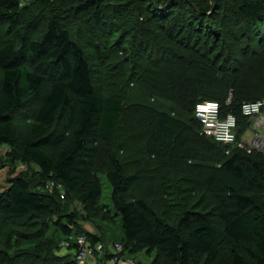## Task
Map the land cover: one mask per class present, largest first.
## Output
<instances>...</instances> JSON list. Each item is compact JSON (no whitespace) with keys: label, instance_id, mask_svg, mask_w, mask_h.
Masks as SVG:
<instances>
[{"label":"trees","instance_id":"1","mask_svg":"<svg viewBox=\"0 0 264 264\" xmlns=\"http://www.w3.org/2000/svg\"><path fill=\"white\" fill-rule=\"evenodd\" d=\"M109 1L32 0L20 5L19 0H0V25L8 26L0 33V145L18 146L20 150L19 166L11 173L9 185L0 191V218L56 213L59 217L47 220L53 228L49 238L55 246L79 235L91 244L107 246L105 235L122 245L120 255L125 259L137 261L141 252H156L151 264H264V153L237 145L241 129L249 124L241 113L242 103L264 99V0H118L122 3L113 2L109 9L120 20L131 17L135 5L138 10L133 24L116 25L104 19V4ZM179 2L186 4L197 29L186 12L181 8L175 11ZM35 3L39 14L31 9ZM230 11L246 23L249 32L253 28L255 36L248 38L246 34L240 39L241 28L236 22L225 30L223 15ZM38 17L44 20L40 38L31 30ZM70 17L85 25L95 59L101 64L114 61L104 65L107 71L101 82L109 72L118 84L116 93L94 87L88 56L72 35L75 25H71ZM169 23V32L161 33L159 29ZM175 28V37L180 38L175 41L176 48L172 40ZM119 30L124 32L116 36ZM193 31L212 38L210 47H186ZM128 33L132 38L124 41ZM228 34L234 37V44L229 41L228 48L223 45L217 51L215 40L226 43ZM95 37L98 40L93 41ZM112 37L114 48L107 49ZM153 38L163 51L156 50L155 59L150 61L149 55L146 64L137 66L140 74L137 71L130 77L139 75L141 84L129 88L125 83L127 58L117 56L125 48L119 47L127 43L128 48L138 45V52L152 50L156 48ZM144 41L153 42L152 47L143 45ZM199 42L195 38L192 46ZM242 43L245 49L239 51ZM166 51L174 55L172 59L164 57ZM220 57L223 60L217 65ZM45 80L49 83L42 94ZM229 95L230 102L226 103ZM34 99L37 104L31 122L19 130L14 122L19 110L15 111ZM203 100H219L222 117L239 109L237 123L241 129L236 132L235 143L224 145L200 134L194 106ZM126 107L132 111L131 124L119 134L117 128ZM139 127L142 130L138 131ZM116 135L115 147L122 155L108 151V166L101 172L111 186L112 212L108 213L99 206L102 183L96 161L100 142H110ZM137 135L143 136L141 144L135 142ZM230 146L234 149L226 152ZM144 160L147 166L163 168L193 162L192 167L200 170V190L194 186L197 178L187 176L194 195L182 196L179 188L165 194L160 184L156 188L158 199L150 204L148 193L134 192L135 185L145 178L140 163ZM32 164L37 169L32 171V178L61 184L64 197L74 193L85 209L96 213L92 216L100 222V234L81 227L78 220L86 218L76 211L60 214L56 204L55 212H51L46 194L37 192L26 179ZM18 167L22 168L17 171ZM53 190L48 197L59 200V190ZM115 218L121 229L117 240L105 233ZM81 229L86 233L81 234ZM68 249L76 250L74 239L69 240ZM108 250L104 261L110 257ZM11 262L12 256L5 252L0 264ZM63 264L79 263L73 256Z\"/></svg>","mask_w":264,"mask_h":264},{"label":"rangeland","instance_id":"2","mask_svg":"<svg viewBox=\"0 0 264 264\" xmlns=\"http://www.w3.org/2000/svg\"><path fill=\"white\" fill-rule=\"evenodd\" d=\"M32 0H28L27 2H30ZM25 2V3H27ZM113 2H120L118 0H111L107 3L104 4V7L106 8L105 10V21L106 22H112L113 25L116 24H120V23H124V22H128L129 24H133L136 19H137V10H138V5H135V9L131 10L132 16L130 17V15H126L127 17H122L124 19H119L120 17L117 16H113L110 13V9H109V4H113ZM24 3V4H25ZM179 6L175 8V11L178 12V10L181 8L183 11L182 12H186V18L189 17V13L187 12L186 9V4L184 2H179ZM22 4V5H24ZM182 6V7H180ZM33 10V12H35V14H39L40 13V8H38V4L35 3V5L32 6L31 8ZM66 16V15H65ZM226 16V18H225ZM223 17L225 19V30H226V26L227 28H232L234 27L232 24L234 22L238 23L235 26H238L241 28V31L239 32V36L240 39H244L246 34H248V38L255 36L253 34V28L250 27V32L248 31V27L246 25V23L244 21H242L241 19L237 18L234 14V12H228L227 14L223 15ZM189 21L190 24H192V26L194 27V29H197V24L195 19L189 17ZM220 18V16H219ZM222 20V21H223ZM236 20V21H235ZM188 21V20H187ZM70 22L71 25H75V29H73L72 31V35L73 37H75L77 40L80 41L81 45L84 47L86 55L88 56V61L91 65V73H92V80H93V84L94 87L96 88L97 91H103L104 93H107L104 90H108L109 94H114L117 92V88H118V84L115 83L114 78L111 79L109 72H108V77L105 78V82H101V79L104 80V72L107 71L106 68H104V65H111L114 61H107L105 64H101L100 62H98L95 59V53L94 49H93V44L89 43L90 40V34L87 32V29L84 28V24H81L80 20L75 19L70 17ZM168 22H170V20H168ZM79 24H81V26H79ZM43 25H44V20H42L41 17H38L37 21H36V27L33 26V28L31 30H34V37L36 38H40L42 35V29H43ZM153 26V25H152ZM6 27H8L6 24H2L0 25V33L2 31H5ZM155 26H153L154 28ZM172 28V25L166 24V26L164 28L159 29L161 33H165L166 31L170 30ZM177 29L175 28L174 30H172V32H174L173 34V43H174V47L176 46V42H178L177 40H180V38L175 37L177 34ZM124 32V31H123ZM123 32H121V30L116 31V36H120L123 34ZM169 32V31H168ZM183 32H188V30L183 31ZM191 32V31H190ZM252 33V34H251ZM193 38L191 39V43L189 41L188 46L186 47H194V48H200V49H205V48H209L210 44H211V40L212 38H210L209 36L204 35V33H200L198 31H193ZM128 36L124 38V41L127 40V38L129 39V41L132 38V33H128ZM182 35V34H181ZM146 38V34L143 35ZM197 38L200 39L199 43H195V46H192L193 44V40ZM206 38V40H204ZM247 38V37H246ZM226 39V43L222 44V40L217 41V39L215 40L217 44L216 50H220L221 47L223 45H226L228 48V42L234 39V37H232L230 34L225 36ZM94 40H98L97 37H95L93 39ZM110 43L107 47V49H112L114 48L113 43L115 42V38H110ZM152 40L155 41L156 43V48L153 47L152 50H149L150 48H148L147 50L143 49L141 52H138V45H132L131 47L128 48V44L127 43H123L122 45H120L119 49L123 50V48H125L123 50L122 53L119 52V54L117 56H122L123 54L125 55V57L127 58V62H126V76H128V79L125 80V83H128L129 88L131 87H135V84H141L140 79L138 78V76L135 77H130L132 75H134L135 73H137V71H139L140 74V70L137 66H140L142 62H144V64H146L147 61H144L145 58L147 60V57L149 55H151V57L149 58V60H153V58L155 59L154 53L156 52V50L158 52H161L163 50H161L160 48H157V39L153 38ZM99 41L104 42V39H100ZM176 41V42H175ZM214 41V42H215ZM165 44L170 45L172 43H170L169 41H164ZM209 42V43H206ZM153 43V42H152ZM152 43L151 42H147L143 45H148L149 47H152ZM206 43V44H205ZM250 43L252 45L254 44V41H250ZM161 45V43H159ZM232 44H234L232 42ZM101 46H104L103 43L100 44ZM205 46V47H204ZM155 48V49H154ZM176 48V47H175ZM178 48V47H177ZM245 49L243 43L240 44L239 46V51ZM184 50V49H183ZM225 50V49H223ZM113 52V50H112ZM190 53V52H189ZM161 54V53H159ZM164 57H167L169 59H172L171 56L172 54L168 51H166ZM162 54V55H163ZM171 54V55H169ZM238 55V53H237ZM211 58V55H210ZM223 60V57H220L218 60V64L219 65ZM109 65V66H110ZM133 66H136V68L133 69ZM132 69V72L129 71ZM1 77H2V72L0 69V81H1ZM48 81L45 80L44 84H43V88H42V94L46 91L47 89V85H48ZM103 83V84H102ZM111 84V85H110ZM140 87L144 88L142 85H139ZM137 88H135L136 90ZM133 94H135V91H132ZM229 101L231 98V95H229ZM37 99H34V101H32L31 103L25 104L24 106H22L19 109H16L15 113L18 112V119L15 120V125L17 126V128L19 130L24 129L30 122L31 120L30 117L34 111V108L37 104ZM227 100V99H226ZM219 101V100H218ZM220 104V103H219ZM132 111L131 108H125L123 110V112L121 113V119L117 128V133H122L124 131L127 130V128L130 126V117H131ZM234 114L236 116V118L240 119V113H239V109L234 110ZM192 115V114H191ZM21 116V117H20ZM198 123V122H197ZM138 131L142 130V127H139L137 129ZM118 141V136L116 135L114 139H112L110 142L107 141H101L100 142V151L98 154V158L96 161V168L100 171V174L102 172V170L106 169L108 166V162H107V152L110 150L113 151L115 150V152H118V154L122 155V150H118L117 151V147H115V142ZM143 141V136H136V140L135 142L138 144H141ZM228 150L226 152L230 150H233L234 147L232 148V146H230L229 148H227ZM262 151V150H261ZM264 153V151H262ZM20 150L18 146L15 147H10L7 145H0V191L4 190L8 185H9V179L11 177V173L13 172L14 168L18 165V161L19 159L17 158V156L19 155ZM141 165H143L142 167H144V180L142 184L137 183L134 187V192L135 193H148L149 197L148 198V202L150 204H154L153 199H158L157 194H159L158 192H156V188L162 184V188L164 189L163 192H165V194H167L168 192H170L171 190L173 191L174 189L179 190L180 195L182 196H189L191 195V191H189L190 187H192V183L186 181V177H194L197 178L196 183H194V186L197 187L199 190L201 188L200 186V182H198L201 179V175H199L200 170L198 168H196V166L192 167V164H181L180 166H172V167H159V166H155V165H149L147 166L145 160L144 161H140ZM140 163H138V165H140ZM188 165V166H187ZM19 166V165H18ZM22 166V165H21ZM132 167H138V166H132ZM22 167H18L17 171L19 169H21ZM36 171V167L35 165H31L28 173H26V179L31 180V184L34 185V189L37 192L46 194L45 197V202L48 204L51 212H55L56 210V204L59 205V210H57V212H60V214H63L64 210H72V211H76L81 215H84V217L86 219L84 220H78V223L80 224L81 227H83L84 229H87V231H89L90 233H96V234H100L101 233V228L99 227L100 222L97 221V218H93V214H96L93 211H89L88 209H85V207L79 203L76 199V194L72 193V194H68L67 197L65 195L64 198H62L61 196L59 197V200H51L47 194H52L55 186L50 185L51 182L49 183H45L42 179L39 180V178H32V171ZM31 176V177H30ZM101 183H102V194L100 196L99 199V206L101 207L100 209H106L108 210V213L112 212L110 210V208L112 207V203H111V186L109 185V183L107 182V180L104 177V174H101ZM174 177V178H172ZM164 181H163V180ZM162 182H159L161 181ZM36 185V186H35ZM48 185V186H47ZM54 187V188H53ZM165 188L167 190H165ZM187 190V191H186ZM51 191V192H49ZM193 194V193H192ZM194 195V194H193ZM163 199V197H162ZM160 200V199H159ZM58 201V202H57ZM103 212H101L99 215H101ZM98 215V217H99ZM169 216V215H168ZM59 216H57L56 213L52 214V213H44L43 215L39 216V217H33V216H24V217H14V218H10V217H6V218H0V259L2 258V256L5 254V252L9 253L12 256V262L11 264H63L65 261L67 260H71L74 256L75 258V249L71 250L68 249L69 243L66 244L65 241H67V239H63L60 243V246L57 247V245L55 246V243L53 242V240L51 238H49V234L50 232L53 230L52 227L48 226L47 224V220L48 218H57ZM169 218H171L169 216ZM116 220H114V224L112 223L107 230H105V233L108 232V234L112 235L113 237H115V239L117 240V238L119 237V234L121 232L120 229V224H119V220L118 218H115ZM215 226L217 228H219V225L217 222H215ZM84 229H81V234H85L86 231ZM80 232V230H78ZM15 233V234H14ZM12 235V236H9ZM84 236V235H83ZM104 240H106V245L110 246L112 244L111 242V237H105V235L103 236ZM119 239V238H118ZM89 241V240H88ZM51 250L53 253H51ZM99 252H94L91 256H88V259L79 262V264H94L95 261L99 258ZM156 255V252H153L151 254H146L145 252H141L140 254L137 255L136 260L138 262V264H151L152 260L154 259Z\"/></svg>","mask_w":264,"mask_h":264},{"label":"built area","instance_id":"3","mask_svg":"<svg viewBox=\"0 0 264 264\" xmlns=\"http://www.w3.org/2000/svg\"><path fill=\"white\" fill-rule=\"evenodd\" d=\"M20 5L28 0H19ZM227 98L226 103H229ZM241 113L248 118L249 124L242 130L238 146L247 148H256L264 151V99L246 101L241 105ZM194 115L201 124L200 134L211 137L216 142L224 145H230L236 141V132L238 130L237 118L233 113L225 116L220 115V104L216 100L199 101L194 106ZM59 190V195L64 197V189L61 184L50 183ZM76 244L75 258L78 263L88 259L94 252H99V258L94 264H138L135 260L125 259L120 243H112L105 246L102 242L91 244L83 235L69 236ZM109 249V258L104 261L106 249Z\"/></svg>","mask_w":264,"mask_h":264},{"label":"bare ground","instance_id":"4","mask_svg":"<svg viewBox=\"0 0 264 264\" xmlns=\"http://www.w3.org/2000/svg\"><path fill=\"white\" fill-rule=\"evenodd\" d=\"M47 186H48V185H47ZM64 191H65V190H64ZM117 243H118V242H117ZM107 249H108V248H107ZM107 249H106V250H107ZM108 251H109V250H108ZM136 262H137V261H136Z\"/></svg>","mask_w":264,"mask_h":264},{"label":"water","instance_id":"5","mask_svg":"<svg viewBox=\"0 0 264 264\" xmlns=\"http://www.w3.org/2000/svg\"><path fill=\"white\" fill-rule=\"evenodd\" d=\"M241 128H238V130H240Z\"/></svg>","mask_w":264,"mask_h":264}]
</instances>
